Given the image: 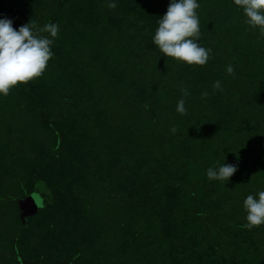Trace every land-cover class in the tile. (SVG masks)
Instances as JSON below:
<instances>
[{
    "label": "trees",
    "instance_id": "16d2710c",
    "mask_svg": "<svg viewBox=\"0 0 264 264\" xmlns=\"http://www.w3.org/2000/svg\"><path fill=\"white\" fill-rule=\"evenodd\" d=\"M110 2L0 0L16 30L59 25L43 75L0 94V264H264L243 207L264 191V37L197 0L212 51L189 66L153 43L170 0Z\"/></svg>",
    "mask_w": 264,
    "mask_h": 264
},
{
    "label": "clouds",
    "instance_id": "9594fccd",
    "mask_svg": "<svg viewBox=\"0 0 264 264\" xmlns=\"http://www.w3.org/2000/svg\"><path fill=\"white\" fill-rule=\"evenodd\" d=\"M234 4L242 9L245 23L264 37V0H234ZM116 6L114 0L107 4L109 9ZM199 7L197 0H170L166 13L157 21L158 27L152 38L163 56L189 66H205L208 63L212 50L198 43L201 38ZM58 34L59 25L55 23L40 27L30 19L16 30L12 20L0 19V94L7 97L18 84H27L43 75L54 56L52 45ZM226 71L230 75L234 72L231 64ZM212 87L220 89V82L216 81ZM182 92L184 96L190 95L185 88ZM208 95L204 92L201 98ZM176 111L181 115L187 114L184 99L178 101ZM172 131L175 132L176 128L173 127ZM237 170L236 164L223 163L216 168L210 167L207 177L227 182ZM257 195L258 199L248 195L243 201L247 221L244 227L248 230L264 225V191Z\"/></svg>",
    "mask_w": 264,
    "mask_h": 264
},
{
    "label": "rangeland",
    "instance_id": "374dc122",
    "mask_svg": "<svg viewBox=\"0 0 264 264\" xmlns=\"http://www.w3.org/2000/svg\"><path fill=\"white\" fill-rule=\"evenodd\" d=\"M28 203L30 204V207H34L39 205L40 203L42 204V201H34V200H27Z\"/></svg>",
    "mask_w": 264,
    "mask_h": 264
}]
</instances>
